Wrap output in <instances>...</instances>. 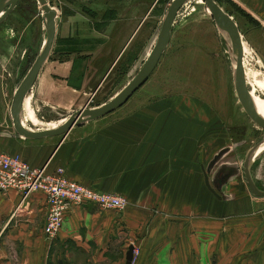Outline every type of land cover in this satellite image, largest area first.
Wrapping results in <instances>:
<instances>
[{"label": "crops", "instance_id": "crops-1", "mask_svg": "<svg viewBox=\"0 0 264 264\" xmlns=\"http://www.w3.org/2000/svg\"><path fill=\"white\" fill-rule=\"evenodd\" d=\"M46 1L55 11L49 51L67 57L45 59L29 95L66 102L82 93L84 105L138 28L154 18L156 0ZM27 2L41 14L36 4ZM225 5L220 7L233 20L242 48L248 46L264 70V0H225ZM12 10L6 15L14 37L1 45L3 51L18 42ZM250 34L257 48L245 39ZM1 76L0 150L19 154L33 167L44 165L48 173L62 168L68 179L121 195L125 204L116 209L80 202L50 236L42 230L41 191L20 202L18 191L1 192L0 264H124L129 244V264H264L263 196L251 194L237 179L229 177L227 182L234 162H220L219 155L203 161L195 120L185 125L163 118L155 125L153 110L148 115L136 109L128 116L110 120L103 115L73 125L64 134L23 137L12 127L11 98ZM22 121L32 130L26 125L35 122L27 98ZM62 122L49 123V128ZM251 159L249 170L256 162ZM203 171L216 195L206 188ZM236 239L241 240L239 246Z\"/></svg>", "mask_w": 264, "mask_h": 264}, {"label": "rangeland", "instance_id": "rangeland-1", "mask_svg": "<svg viewBox=\"0 0 264 264\" xmlns=\"http://www.w3.org/2000/svg\"><path fill=\"white\" fill-rule=\"evenodd\" d=\"M27 1L36 4L41 11L37 0ZM27 1H18L10 12L15 16L18 42L9 51H3L1 45L6 46L14 37L10 16L6 15L0 21V60L4 65L0 67V74L4 81L3 87L6 92L9 90V99L45 37L41 14ZM169 1L156 0L152 8L154 18L146 20L138 28V33L131 38L105 82L89 96L85 107L92 108L106 102L111 94L118 92L134 77L155 42ZM214 1L223 9L227 8L225 0ZM245 39L257 48L252 34L246 35ZM66 54L50 50L45 59L62 60L67 57ZM237 57L244 67L249 82L247 84L252 85L254 94L264 100V70L256 56L248 46L243 49L240 44ZM247 84L246 87L252 89ZM29 93L30 91L23 100L27 98V106L31 109L35 122L28 121L26 125L35 131L49 128V123L64 121L69 114L82 107L85 101L82 93L78 94L80 97L75 95L66 102L49 99L40 101ZM136 109L139 112L148 111V115L153 110L155 125L163 118L168 123L185 125L195 120L196 131L200 127L203 161L219 155L220 162H234L233 172L229 173L228 170L225 179L229 182L231 177L230 180L237 179L244 183L242 159L246 150L264 136V128L250 118L237 97L225 43L201 0H187L179 6L173 18L168 42L149 75L123 103L104 115H110L111 120L128 116ZM251 158L256 159L250 165L251 178L259 188L264 189V146ZM259 198L264 200V196ZM240 244L241 240L236 239L235 246Z\"/></svg>", "mask_w": 264, "mask_h": 264}, {"label": "water", "instance_id": "water-1", "mask_svg": "<svg viewBox=\"0 0 264 264\" xmlns=\"http://www.w3.org/2000/svg\"><path fill=\"white\" fill-rule=\"evenodd\" d=\"M19 0H0V21L6 16V14L12 9L13 5ZM187 0H170L165 11L158 29V33L155 42L142 62L141 66L135 73L134 77L118 92L114 94L106 102L87 108L84 104L82 107L73 111L68 117L58 126L51 128H44L38 131L29 130L22 122V101L24 96L30 91L31 85L35 79V76L44 61L50 48L51 40L53 38L54 22L53 17L55 11L50 7L45 0H37L41 8V17L43 19L45 37L42 45L32 61L31 65L27 69L24 76L19 81L18 85L13 91L10 105L9 114L11 117L12 127L14 131L23 137L37 138L45 135L64 134L71 126L83 123L97 117H100L123 103L131 92L138 87L142 81L149 75L153 67L155 66L157 59L166 46L169 36L170 28L173 22V18L179 6ZM204 3L205 10L212 17L218 32L220 33L227 50L229 66L232 74L233 88L239 98L242 107L247 114L257 124L264 128V116L257 113L253 104L252 98L249 93V89L246 87L243 76L241 74L239 59L237 57V51L240 48L239 33L235 27L233 20L221 9V7L214 0H201ZM263 137V136H262ZM262 138L250 146L242 159L241 169L243 181L251 194L255 196H264V189L259 188L251 178L249 172V161L253 152L261 144ZM203 182L206 188L216 195L214 189L209 185L206 177V173L203 171ZM133 246L129 244L126 248L124 255V264H129L132 256Z\"/></svg>", "mask_w": 264, "mask_h": 264}, {"label": "built area", "instance_id": "built-area-1", "mask_svg": "<svg viewBox=\"0 0 264 264\" xmlns=\"http://www.w3.org/2000/svg\"><path fill=\"white\" fill-rule=\"evenodd\" d=\"M18 191L19 202L33 191L44 195V223L42 230L53 235L60 228L65 213L74 205L89 201L103 207L120 209L125 204L121 195L98 191L68 179L62 168L53 172L45 171V166L33 167L17 153L0 150V193Z\"/></svg>", "mask_w": 264, "mask_h": 264}, {"label": "bare ground", "instance_id": "bare-ground-1", "mask_svg": "<svg viewBox=\"0 0 264 264\" xmlns=\"http://www.w3.org/2000/svg\"><path fill=\"white\" fill-rule=\"evenodd\" d=\"M184 4V3H183ZM239 61V60H238ZM239 66H240V70H241V74H242V76H243V79H244V82H245V84H247V83H249L248 81H247V77H246V74H245V71H244V67H243V65H242V62H240L239 61ZM259 82V81H258ZM247 85H249L251 88H252V85H250V84H247ZM249 93H250V96H251V98H252V101H253V104H254V106H255V109H256V111H257V113L258 114H260L261 116H264V100L263 99H261L259 96H256V94H254V92H253V88L252 89H250L249 88ZM23 102V101H22ZM21 111H22V106H21ZM23 122V121H22ZM24 124V123H23ZM31 131H33V130H31ZM262 142H261V144L257 147V149L253 152V154H256V152H258V151H260L261 150V148L264 146V136L262 137ZM252 154V155H253ZM252 157V156H251ZM251 160V159H250ZM249 163H250V161H249Z\"/></svg>", "mask_w": 264, "mask_h": 264}, {"label": "trees", "instance_id": "trees-1", "mask_svg": "<svg viewBox=\"0 0 264 264\" xmlns=\"http://www.w3.org/2000/svg\"><path fill=\"white\" fill-rule=\"evenodd\" d=\"M235 9H236V7H235Z\"/></svg>", "mask_w": 264, "mask_h": 264}]
</instances>
